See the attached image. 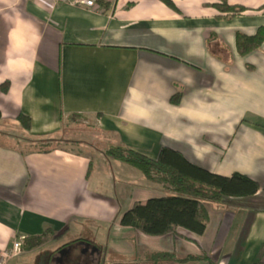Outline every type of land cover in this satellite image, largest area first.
Listing matches in <instances>:
<instances>
[{
    "label": "crops",
    "instance_id": "crops-1",
    "mask_svg": "<svg viewBox=\"0 0 264 264\" xmlns=\"http://www.w3.org/2000/svg\"><path fill=\"white\" fill-rule=\"evenodd\" d=\"M228 1L245 11L227 18L217 0H175L176 9L160 0H102L98 9L0 0V256L18 238L55 231L6 264H69L87 242L104 258L94 264L127 263L136 245L264 264V131L255 125L264 123V42L246 55L236 44L239 32L264 26V0ZM77 116L112 135L111 145L152 159L168 147L213 173L247 175L260 190L207 202L203 234L123 226L135 202L165 195L160 184L102 150L30 147Z\"/></svg>",
    "mask_w": 264,
    "mask_h": 264
},
{
    "label": "trees",
    "instance_id": "trees-1",
    "mask_svg": "<svg viewBox=\"0 0 264 264\" xmlns=\"http://www.w3.org/2000/svg\"><path fill=\"white\" fill-rule=\"evenodd\" d=\"M176 9L175 0H160ZM219 12L230 18L241 14L246 7L233 5L228 0H217L214 4ZM264 42V26L258 28L255 34L249 35L239 32L236 37L237 49L241 55L257 50ZM7 84L3 85V90ZM179 97H174L177 102ZM2 112L0 110V120ZM18 121L22 127L29 130L31 118L20 113ZM72 123V122H71ZM264 131V123L255 124ZM70 122L63 125V131L57 138H43L32 140L31 149L34 151L49 152L64 147L62 145L75 144L77 141L68 137L66 131ZM101 148L102 152L110 158L121 160L141 170L150 181L160 184L165 192L163 196H156L145 202H135L125 211L120 223L147 235L161 236L183 228L191 233L203 234L209 221L207 202L221 201L227 197H250L260 190L257 181L247 175L234 173L223 176L213 173L187 160L177 150L164 147L157 159L127 147L123 143L107 144ZM76 153L82 151L71 149ZM90 170V169H89ZM55 235L51 229L41 234L26 236L23 249L32 250L47 243ZM75 240L71 243H74ZM70 245L66 244L65 246ZM136 254L129 261L132 264H214L206 256L185 254L182 256L169 252L149 253L142 246L136 245Z\"/></svg>",
    "mask_w": 264,
    "mask_h": 264
},
{
    "label": "rangeland",
    "instance_id": "rangeland-1",
    "mask_svg": "<svg viewBox=\"0 0 264 264\" xmlns=\"http://www.w3.org/2000/svg\"><path fill=\"white\" fill-rule=\"evenodd\" d=\"M66 134L68 137H72L79 141H77V143L75 144H67L62 146H64L66 149H74V150L82 151L83 153H94L96 152V150L108 146L107 144H110L112 137V135L110 134L102 133L93 124V120L82 116H77L75 122L72 123L70 122V128L66 131ZM23 244H24V240H23ZM113 260H118V259L114 258ZM118 261L124 264H132L128 262L129 259L126 260L127 263H125L124 260H118ZM163 264H167V263L164 262Z\"/></svg>",
    "mask_w": 264,
    "mask_h": 264
},
{
    "label": "built area",
    "instance_id": "built-area-1",
    "mask_svg": "<svg viewBox=\"0 0 264 264\" xmlns=\"http://www.w3.org/2000/svg\"><path fill=\"white\" fill-rule=\"evenodd\" d=\"M60 1L71 5L85 6L91 9H98L102 2V0H60ZM23 240L24 237L16 239L9 249L1 253L0 264H6L11 258L22 252Z\"/></svg>",
    "mask_w": 264,
    "mask_h": 264
},
{
    "label": "flooded vegetation",
    "instance_id": "flooded-vegetation-1",
    "mask_svg": "<svg viewBox=\"0 0 264 264\" xmlns=\"http://www.w3.org/2000/svg\"><path fill=\"white\" fill-rule=\"evenodd\" d=\"M81 252H78L79 256L74 258L69 262V264H94L95 262L99 263L104 261V258L102 257L101 250L97 249L94 245H91V243L87 242L86 247L80 250ZM71 253V252H70ZM66 254V258L69 257V254ZM67 260V259H66ZM79 262V263H78ZM62 263V259L57 260V264ZM65 263V262H64ZM116 264V263H113Z\"/></svg>",
    "mask_w": 264,
    "mask_h": 264
},
{
    "label": "water",
    "instance_id": "water-1",
    "mask_svg": "<svg viewBox=\"0 0 264 264\" xmlns=\"http://www.w3.org/2000/svg\"><path fill=\"white\" fill-rule=\"evenodd\" d=\"M116 264H120V263H116Z\"/></svg>",
    "mask_w": 264,
    "mask_h": 264
}]
</instances>
